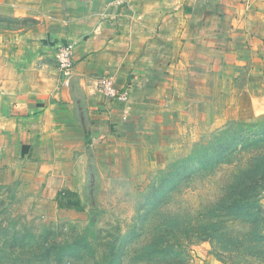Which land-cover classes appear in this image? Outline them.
I'll use <instances>...</instances> for the list:
<instances>
[{
    "label": "rangeland",
    "instance_id": "374dc122",
    "mask_svg": "<svg viewBox=\"0 0 264 264\" xmlns=\"http://www.w3.org/2000/svg\"><path fill=\"white\" fill-rule=\"evenodd\" d=\"M224 1L193 0L194 13L179 11L180 23H191L178 45L194 41L195 90L177 130L160 132L154 146L145 131L112 155L86 147L68 182L77 205L42 198L30 179L0 184V264H264V191L254 235L243 234L250 221L209 213L232 175L264 151V0H226V13ZM15 16L0 8V76L8 42L32 22ZM224 17L221 45L215 27ZM202 54L214 60L206 70ZM72 241L77 254L61 253Z\"/></svg>",
    "mask_w": 264,
    "mask_h": 264
},
{
    "label": "crops",
    "instance_id": "0c3cea01",
    "mask_svg": "<svg viewBox=\"0 0 264 264\" xmlns=\"http://www.w3.org/2000/svg\"><path fill=\"white\" fill-rule=\"evenodd\" d=\"M192 3L0 0V8L32 21L28 31L14 33L8 42L9 64L0 76V184L30 179L42 189V198L58 203L62 189L76 192L68 182L75 184L77 176L70 173L81 170L86 147L109 149L112 155L143 141L145 131L153 134L147 142L154 146L160 132L177 130L180 111L188 109L195 90L194 41L178 45L179 34L191 26L180 23L179 11L194 13ZM226 9L225 0L223 13ZM219 25L220 44H226L225 17L215 28ZM64 42L73 44L68 74L60 72L56 60ZM221 56L219 66L225 69L229 55ZM209 59L200 56L204 70L214 61ZM107 77L125 92L124 100L101 93L99 84ZM156 120L162 123L158 128Z\"/></svg>",
    "mask_w": 264,
    "mask_h": 264
},
{
    "label": "trees",
    "instance_id": "16d2710c",
    "mask_svg": "<svg viewBox=\"0 0 264 264\" xmlns=\"http://www.w3.org/2000/svg\"><path fill=\"white\" fill-rule=\"evenodd\" d=\"M258 141H264L258 140ZM257 142V141H256ZM86 143H89V138L86 135ZM259 144V143H258ZM225 148V147H224ZM219 158V157H218ZM222 161V159H220ZM219 160V162H220ZM211 161L205 164L206 167L210 166ZM264 191V151L259 152L256 156L250 159L249 163L242 169H239L232 175L231 181L226 182L224 193L218 197V199L211 204L210 214L217 213H233L235 219L238 217L240 221H250L248 223L250 227L243 233L244 235H254L257 232V219L258 215L255 209L260 210L262 206L261 197ZM66 193H70L73 197L64 200L63 196ZM238 196V198H235ZM235 198V199H233ZM57 201L59 204H70L77 205L80 203V198L76 194L69 190H62L58 193ZM219 212V213H218ZM208 213V212H207ZM184 219V217H183ZM233 220V219H232ZM229 219H218L217 224H224L228 222ZM179 224V223H178ZM181 221L180 226H184ZM223 225V227H225ZM75 241L66 244L61 253H66L67 251L75 252L76 247ZM88 249V247H85ZM77 254V252H75Z\"/></svg>",
    "mask_w": 264,
    "mask_h": 264
},
{
    "label": "built area",
    "instance_id": "2783aa9c",
    "mask_svg": "<svg viewBox=\"0 0 264 264\" xmlns=\"http://www.w3.org/2000/svg\"><path fill=\"white\" fill-rule=\"evenodd\" d=\"M73 44L71 42L61 43L56 52V60L59 68L64 74H68L73 66ZM101 93L111 99L124 100L125 92L118 91L113 87L110 77L101 80L99 84Z\"/></svg>",
    "mask_w": 264,
    "mask_h": 264
}]
</instances>
